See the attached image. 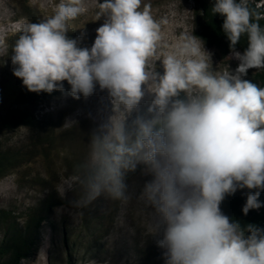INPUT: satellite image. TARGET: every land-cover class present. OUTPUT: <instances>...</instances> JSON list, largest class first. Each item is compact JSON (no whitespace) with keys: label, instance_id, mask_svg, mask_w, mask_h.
Masks as SVG:
<instances>
[{"label":"clouds","instance_id":"obj_1","mask_svg":"<svg viewBox=\"0 0 264 264\" xmlns=\"http://www.w3.org/2000/svg\"><path fill=\"white\" fill-rule=\"evenodd\" d=\"M98 20L91 47L70 38L69 21L88 12L87 0H59L38 23L0 22V56L8 35L14 77L30 93L65 91L75 100L106 92L110 114L89 136L78 170L55 186L61 198L85 208L104 196L122 209L135 196L148 210L147 231L159 235L164 264H264V229L242 225L221 211L226 196L247 189L242 213L264 207V87L245 79L264 68V28L254 22L248 0H214L224 17L233 71L213 69L205 41L182 34L174 51L150 64L161 40V23L143 0H96ZM143 4V7H141ZM0 21L7 13L0 0ZM259 19V16H256ZM247 36L243 52L237 51ZM159 63V68L157 64ZM162 69V71L160 70ZM147 101V106L141 105ZM75 121L66 120L67 128ZM137 171L139 192L129 184ZM255 190V191H252ZM123 212L120 222L123 223ZM45 249L35 262L47 264ZM89 264H96L90 260Z\"/></svg>","mask_w":264,"mask_h":264},{"label":"rangeland","instance_id":"obj_2","mask_svg":"<svg viewBox=\"0 0 264 264\" xmlns=\"http://www.w3.org/2000/svg\"><path fill=\"white\" fill-rule=\"evenodd\" d=\"M204 1L213 6L214 0ZM144 2L151 5L153 18L162 22L161 40L150 64L155 65L157 60L173 52L182 34L193 31V35L200 38L192 1ZM3 3L8 11L0 22L12 23L26 18L38 23L53 14L59 0H3ZM87 6L88 12L69 21L68 36L80 38L82 47H91L96 30L105 22L104 17L97 18L100 9L96 0H87ZM15 38L14 33H9L8 52L0 56V156L6 158L7 165L0 177V246L7 242L9 227L15 226L30 241V248L23 252L25 257L22 258L29 262H35L41 249H45L47 264H89L90 260L96 264H164L163 250L157 247L161 237L148 233V210L144 206H140L141 212L137 213L131 203L122 209L119 202L102 196L85 208H77L71 202L80 198L79 189L66 194L65 198L55 190L62 177L78 170L87 155L92 130L110 114L111 104L106 92L97 87L91 97L75 100L67 94L69 86L65 82L63 93L59 91L35 109L33 125L9 128L3 124L8 114L22 109L15 103L22 81L14 77L8 58ZM205 48L212 53L214 70L234 72L238 62L226 58L230 53L224 55L206 42ZM259 75L264 78V68L250 69L244 78L252 81ZM146 106L147 101L141 108ZM66 120L75 124L65 128ZM149 178L139 171L130 174V187L138 193ZM248 191L242 189L234 194L246 197ZM135 201L134 196L130 202ZM122 212L123 223L120 222ZM31 217L44 220L36 229L32 224L28 228ZM2 261H9V254Z\"/></svg>","mask_w":264,"mask_h":264},{"label":"trees","instance_id":"obj_3","mask_svg":"<svg viewBox=\"0 0 264 264\" xmlns=\"http://www.w3.org/2000/svg\"><path fill=\"white\" fill-rule=\"evenodd\" d=\"M188 1V0H187ZM195 5V14L197 16V26L200 32V38L203 39L209 46H214L222 51L224 55L230 53L229 41L225 37L222 31L223 17H218L212 12V6L207 4L204 0H189ZM250 11L253 12L254 22H258L262 28H264V18L256 19V16L261 12L255 9L253 5L248 4ZM201 13V17H199ZM247 46V36H242L239 44L236 46V50L240 49L244 51ZM251 82L257 84L259 87H264V78L259 75L256 76ZM64 86L66 83L64 82ZM59 91H54L51 94L47 93H30L22 85L18 88L15 94V103L20 106L21 110H15L8 114L3 119V124L6 127H29L34 124L35 109L45 102L51 100L57 95ZM6 158L0 156V177L6 170ZM247 197V196H246ZM246 197H242L236 194L226 196L225 200L221 203V211L227 215L233 221H239L242 225L252 224L264 229V207L259 210H251L247 216L242 213V206L246 202ZM259 200L264 202V191H261ZM43 217H31L30 222L27 225L29 228L32 224L36 229L43 221ZM7 233L8 239L5 244L0 246V264H19L20 259L25 257L23 252H26L30 248V241H27L22 230H17L15 226L9 227ZM9 254V261L3 263L2 258Z\"/></svg>","mask_w":264,"mask_h":264},{"label":"built area","instance_id":"obj_4","mask_svg":"<svg viewBox=\"0 0 264 264\" xmlns=\"http://www.w3.org/2000/svg\"><path fill=\"white\" fill-rule=\"evenodd\" d=\"M250 1L251 3H248V4L253 5L255 9H258L261 11L258 14L259 19L264 18V0H250Z\"/></svg>","mask_w":264,"mask_h":264},{"label":"bare ground","instance_id":"obj_5","mask_svg":"<svg viewBox=\"0 0 264 264\" xmlns=\"http://www.w3.org/2000/svg\"><path fill=\"white\" fill-rule=\"evenodd\" d=\"M145 0H143V2H144ZM148 1V0H147ZM144 3H146V2H144ZM107 99V98H106ZM103 102V101H102ZM98 113V112H97ZM109 113V112H108ZM98 115V114H97ZM131 203V205H133V207L134 208H136V211H137V213H140L141 212V208H140V206H143L140 202H138V201H135V202H130Z\"/></svg>","mask_w":264,"mask_h":264}]
</instances>
